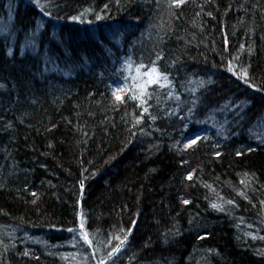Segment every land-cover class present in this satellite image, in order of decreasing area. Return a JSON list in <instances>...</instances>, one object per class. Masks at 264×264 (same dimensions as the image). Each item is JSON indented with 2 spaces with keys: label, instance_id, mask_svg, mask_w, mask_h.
<instances>
[{
  "label": "trees",
  "instance_id": "trees-1",
  "mask_svg": "<svg viewBox=\"0 0 264 264\" xmlns=\"http://www.w3.org/2000/svg\"><path fill=\"white\" fill-rule=\"evenodd\" d=\"M0 264H264V0H0Z\"/></svg>",
  "mask_w": 264,
  "mask_h": 264
},
{
  "label": "snow or ice",
  "instance_id": "snow-or-ice-1",
  "mask_svg": "<svg viewBox=\"0 0 264 264\" xmlns=\"http://www.w3.org/2000/svg\"><path fill=\"white\" fill-rule=\"evenodd\" d=\"M181 2H182V0H181ZM231 70V69H230ZM153 72L155 71V69H153L152 70ZM166 79V78H165ZM118 100L121 98L120 96H117L116 97ZM213 207H215V205H213ZM83 238L85 239V240H87V234L86 233H84L83 234ZM121 243H123V241H121ZM117 251L119 250V249H116Z\"/></svg>",
  "mask_w": 264,
  "mask_h": 264
}]
</instances>
